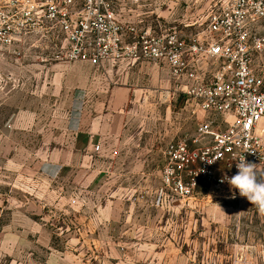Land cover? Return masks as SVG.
<instances>
[{
    "label": "rangeland",
    "instance_id": "rangeland-1",
    "mask_svg": "<svg viewBox=\"0 0 264 264\" xmlns=\"http://www.w3.org/2000/svg\"><path fill=\"white\" fill-rule=\"evenodd\" d=\"M222 1L143 3L159 4L161 30L186 38L206 33V15ZM55 38L29 36L14 45L18 56L0 54V264H264V214L238 190L200 182L181 199L164 186L159 148L172 140H163L162 124L178 121L172 100L182 95L143 72L144 98L162 102L153 115L128 106L121 128L117 114L92 105L127 99L114 88L120 77L101 75L95 84L96 65L56 60ZM79 68L90 72L86 125Z\"/></svg>",
    "mask_w": 264,
    "mask_h": 264
},
{
    "label": "built area",
    "instance_id": "built-area-1",
    "mask_svg": "<svg viewBox=\"0 0 264 264\" xmlns=\"http://www.w3.org/2000/svg\"><path fill=\"white\" fill-rule=\"evenodd\" d=\"M214 7L203 22L210 37L200 43L173 28L154 33L125 26L108 0H0V54L18 56L14 45L27 37L58 34L55 58L62 63L152 62L173 79L186 76L191 83L182 94L210 115L193 134L166 145L162 170L164 186L190 199L200 182L227 186L221 177L234 176L243 158L264 166V0H223ZM185 51L194 61H218L207 82L199 81Z\"/></svg>",
    "mask_w": 264,
    "mask_h": 264
},
{
    "label": "crops",
    "instance_id": "crops-1",
    "mask_svg": "<svg viewBox=\"0 0 264 264\" xmlns=\"http://www.w3.org/2000/svg\"><path fill=\"white\" fill-rule=\"evenodd\" d=\"M111 4V8L113 12L116 14L118 20L125 26H131L134 27L137 31L143 32V31H151L154 33H158L160 31V14L158 13L159 10L157 8L158 3H152L147 4L143 3V0H138L137 2H134L133 0H108ZM168 9V6L166 7V10ZM145 12V13H143ZM152 15V19L148 22H145L143 17H146L147 15ZM145 15V16H144ZM163 15V14H162ZM154 19V20H153ZM145 22V25L140 28L139 23ZM197 22L183 26L184 28H194L197 24ZM157 25V26H156ZM164 28V27H163ZM178 35L185 39L187 42H190L191 39L195 38L197 42H202L206 39H208L210 36L205 33L203 36L201 33H195L192 36L186 37L184 35H181L178 33ZM205 35V36H204ZM124 42L130 41L129 37H123ZM185 57L189 62H196V64H193L194 70L198 74L199 81L207 82L210 77L212 76L213 72L218 67V61L214 60H205L204 59H198L197 61L193 60V56L188 51H185ZM80 63V62H79ZM82 63V62H81ZM106 62H103L99 65H96L94 69V76H97V79L95 84L99 82V76L101 75H110L111 73L118 75L120 78V84L114 85L115 91H126L128 92L127 99H116L110 98L108 101L106 98L101 97V99H96L93 101L92 105L99 107H102L103 110L107 107L108 114L114 115L112 113H115L119 116V119H121V128L123 126V117H126L127 115V107L131 106L134 107L138 103L145 105L146 108L150 109L148 110L151 115L154 114L155 111L152 110V108L157 107L161 101H152V99L144 98L145 92L150 91L149 87H145L139 82L140 75H143V72L149 73L151 75L152 79L157 80V86L158 87H164L163 89L170 91H174L180 95H182L181 99L179 100H172V102L177 103L178 110H179V117L177 122H171L170 117H166V120L162 124V138L163 140H176L181 138L184 134H193L194 130L197 126V124L203 123L207 120L209 117V113H205L200 111L196 104L190 100L185 101L186 97L182 94V90L186 84H190L191 80H188L186 76H183L181 79L176 80L173 79L168 72V69L164 66L152 63V62H139V63H127L122 62L120 64L113 65L112 70L106 69L104 66ZM110 64V63H107ZM102 66V68L100 67ZM207 66V67H206ZM111 68V67H110ZM74 70V68H72ZM81 72H79L81 76V92L80 94L76 93V101H80L81 106V115L83 116L82 123L85 124L84 118L89 115L90 116V103H89V88L87 89V84H89V76L90 72L87 70V68H79ZM127 76L129 78L127 79ZM167 77V79H164ZM101 84L96 87V89H100ZM110 88V87H109ZM148 96V94H146ZM117 101V103H116ZM185 103H184V102ZM171 98L165 99V106L170 105ZM109 108V109H108ZM92 113V112H91ZM99 113V110H98ZM98 115V114H97ZM123 115V116H122ZM106 118V117H105ZM127 118V117H126ZM99 121V120H98ZM89 123V121H87ZM193 123V125H191ZM196 125H195V124ZM127 124V123H126ZM86 125V124H85ZM108 123H103L102 129L107 128ZM149 129L153 130V122H149ZM146 131H148V128H146ZM190 131V132H189ZM171 142H164L162 143L164 146L159 148V151L163 154V151L166 147V145ZM152 150V148H151ZM157 150V149H156ZM153 151V150H152Z\"/></svg>",
    "mask_w": 264,
    "mask_h": 264
},
{
    "label": "clouds",
    "instance_id": "clouds-1",
    "mask_svg": "<svg viewBox=\"0 0 264 264\" xmlns=\"http://www.w3.org/2000/svg\"><path fill=\"white\" fill-rule=\"evenodd\" d=\"M236 168L238 172L234 176L224 175L221 177L220 183L230 185V190H238L241 197H245L252 205L256 206L260 214H264V169L246 162L244 158L236 163ZM230 198H236L235 191H232Z\"/></svg>",
    "mask_w": 264,
    "mask_h": 264
}]
</instances>
